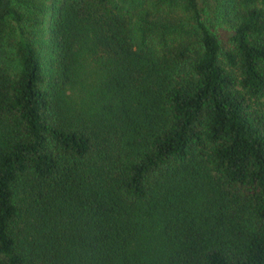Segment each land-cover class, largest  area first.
Returning a JSON list of instances; mask_svg holds the SVG:
<instances>
[{
	"label": "trees",
	"instance_id": "trees-1",
	"mask_svg": "<svg viewBox=\"0 0 264 264\" xmlns=\"http://www.w3.org/2000/svg\"><path fill=\"white\" fill-rule=\"evenodd\" d=\"M0 0V264H264V0Z\"/></svg>",
	"mask_w": 264,
	"mask_h": 264
},
{
	"label": "rangeland",
	"instance_id": "rangeland-1",
	"mask_svg": "<svg viewBox=\"0 0 264 264\" xmlns=\"http://www.w3.org/2000/svg\"><path fill=\"white\" fill-rule=\"evenodd\" d=\"M199 1V4H200V6H203L204 5V0H198Z\"/></svg>",
	"mask_w": 264,
	"mask_h": 264
}]
</instances>
